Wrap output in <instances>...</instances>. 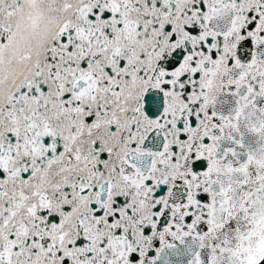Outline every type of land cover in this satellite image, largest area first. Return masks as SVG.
Listing matches in <instances>:
<instances>
[{
    "label": "snow or ice",
    "instance_id": "6c2138e0",
    "mask_svg": "<svg viewBox=\"0 0 264 264\" xmlns=\"http://www.w3.org/2000/svg\"><path fill=\"white\" fill-rule=\"evenodd\" d=\"M0 264H264V0H0Z\"/></svg>",
    "mask_w": 264,
    "mask_h": 264
}]
</instances>
